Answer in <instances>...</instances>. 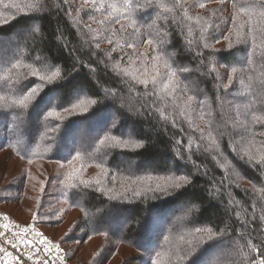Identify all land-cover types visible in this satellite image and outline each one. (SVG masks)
<instances>
[{
  "label": "trees",
  "instance_id": "16d2710c",
  "mask_svg": "<svg viewBox=\"0 0 264 264\" xmlns=\"http://www.w3.org/2000/svg\"><path fill=\"white\" fill-rule=\"evenodd\" d=\"M139 2L145 3V0ZM159 2L170 6L173 0ZM197 2L187 0L184 7L188 16L203 17L199 23L185 19L183 13L176 9L166 12L154 6L139 10L137 16L142 19L138 20V36L143 42L139 51L151 54L146 41L151 38L158 42L167 31L170 43H157V46L165 48L169 54L179 49L174 59L189 64L192 69H196L201 60L196 51H203L205 63L215 56L218 64L238 69L244 67L248 71L243 74L238 72L227 92L221 87V84L228 83L227 67L219 68L221 80L196 71L187 74L190 77L187 84L181 83L180 87L186 86L194 92L197 100L191 103L190 110L184 115L169 105L166 108L168 120L165 121L159 113L142 108L145 98L130 93L128 85L111 70V65L105 67L108 63L105 53L113 47L104 40L109 32L89 19L90 9H83L77 14L76 9L80 8L83 0H70L69 3L45 0L47 7L43 11L30 7L36 0H0V21L6 18V22H0V45L9 44L6 48L0 47V76L11 64H21L20 69L14 70L13 78L19 77L18 83L8 86L0 83V96L8 97V100L0 101V156L9 154L13 161H17L15 167L19 169L13 175L3 173L0 176V203L6 207L23 208L25 215L31 216L28 223L35 222L43 231L58 222L70 223L64 240L58 243L75 264H97L99 260L103 264H151L152 259H157L158 264H191L193 258H198L203 264H233V261L246 264L239 255V246L244 245L249 233L254 242L264 240V200L253 188L254 184L264 187V172L258 171V166L247 163L246 158L241 159L230 144L231 136L234 142H238L235 144L237 148L243 145L244 149L254 154H264V136L255 135L253 140V133L264 131V126L251 125L250 130L245 132L244 126L238 123L244 119L242 105L256 94H259L257 103L250 111L264 114L259 111L264 107L261 103L264 102V63L260 62L259 55L254 57L253 64L246 63L253 50L252 35L248 37L247 44L234 42L232 49H228V41L224 37L232 28L231 0H226L223 5L218 0H209L207 9L192 7ZM156 3L157 0H153V4ZM69 11L71 15L67 14ZM252 12L255 24L259 10L253 9ZM93 14L97 19L103 18L100 13ZM240 19L245 20L246 17L242 15ZM88 24L95 31L90 32L86 27ZM29 25H32L31 29ZM115 28L118 29L119 25ZM204 28L205 36L212 44L208 49L202 47L201 29ZM32 29L34 32L30 34ZM244 31H249L247 26ZM253 35L257 45H264V33L254 31ZM126 38L122 37L121 42ZM188 39L193 41L192 51L185 50ZM98 40L102 41L99 49L95 47ZM128 51L131 52V49ZM111 55L119 59L120 53L115 51ZM37 56L40 61H36ZM101 60L105 63H100ZM125 60L127 63L121 61L122 66L135 73L139 61L134 65L127 57ZM27 65H32L41 73L46 72L49 66L52 70L59 67L63 79L45 84L29 109L5 108L4 105H10L11 98L22 86L43 83L31 75ZM25 73L28 74L26 78ZM240 78L244 79V85L239 84ZM138 87L142 92L143 86ZM76 93H79L80 99H95L96 104L89 105L87 112L65 111L64 108L70 106L65 103L67 97ZM42 98L51 101V104L41 103ZM205 99L201 110L199 101ZM73 100L76 102L75 98ZM62 104L63 107H58ZM49 110L58 111L59 119L48 116ZM18 112H23L19 119L14 115ZM35 113L41 116L37 122L33 120ZM114 120L119 121L117 128H112ZM233 121H237L235 128ZM226 122L228 134L218 137L223 155L217 153L218 160L213 159L212 153L204 151L203 147L197 148V144L207 143L200 140L201 131L206 134L212 130L217 135L225 131L223 125ZM58 124L60 128L49 131L51 126ZM109 130L122 139H129L130 144L141 143L142 147H109L110 141L104 146L99 145V140L104 139ZM177 141L182 143L177 144ZM63 142H69L70 148L61 152ZM177 149L184 154L185 160L177 157ZM77 151L82 159L69 163ZM32 153L38 155L33 156ZM23 154L27 156L22 159ZM193 161L199 166L198 172L193 167ZM172 167L179 173H195L193 185L181 189L176 195L146 191L149 177L162 175ZM68 173L77 176L76 183L79 180L88 181V186L80 184L77 188L66 189L61 181ZM22 174L30 178L22 179ZM6 179L10 183L3 186ZM97 180L101 182L99 185ZM141 181L144 183L141 184ZM41 184L44 185L43 193L40 191ZM126 188L138 190L141 195L133 196L131 191H125ZM230 199L238 203L230 204ZM49 201L59 203L51 213L59 220L50 222L53 224L41 220L48 212ZM30 203H35L34 207H29ZM182 208L187 211L183 213ZM0 213L21 223L4 209H0ZM170 215L174 220L181 216L186 220L177 226L169 218ZM122 221L125 225L119 228ZM162 224L164 230L159 231ZM225 224L230 226V231L223 238L222 246L215 236L209 239V233L202 231L196 234L197 239L193 241L194 245H198L196 252L191 257L179 259L189 248L186 241L191 239L189 234L195 227H213L214 231H218ZM105 232L107 236L102 234ZM95 242L100 245L88 261H74L78 249ZM73 244L77 246L72 247ZM215 250L219 251L209 262H205ZM158 252L161 254L159 257L156 256ZM126 253L128 255L124 256Z\"/></svg>",
  "mask_w": 264,
  "mask_h": 264
},
{
  "label": "snow or ice",
  "instance_id": "6c2138e0",
  "mask_svg": "<svg viewBox=\"0 0 264 264\" xmlns=\"http://www.w3.org/2000/svg\"><path fill=\"white\" fill-rule=\"evenodd\" d=\"M70 0H64V3H69ZM209 0H198L197 3H194L192 7H198L200 9H207V4ZM218 2L223 5L226 3V0H218ZM187 3V0H173V3L169 6L168 4H164L157 0V3L154 5L153 0H145V3H140L139 0H83V3L80 5V8L76 9L77 14L83 9H90L89 11V19L94 23L100 24L105 31L109 32V35L104 37V40L109 45H113L109 52L105 53L108 59V63L105 64V67H109L111 65V70L119 75L122 79L123 83L128 85V90L130 93H136L137 95H142L145 98V102L141 104L142 108H148L152 111L159 113L161 119L167 121L168 114L166 113V108L170 105L173 109L179 111L180 115H184L188 112L189 106L194 100H197V96L194 92L188 89L186 86L184 88L180 87L181 83L187 84L189 80V76L187 74L196 71L201 72L202 74H206L209 77H213L216 80H221V74L219 72L220 67H227L229 72V79L227 84H221V87L227 92V90L232 86L233 81L236 78V74L240 72L248 71L247 68H237L235 66H225L222 63L217 62V58L212 56L208 59L207 63L204 60V53L203 51H196V55L201 57L199 64L197 65L196 69H192L189 64L187 63H180L174 56L179 54V49L176 50L175 53L169 54L166 52L165 48L157 46L158 45H165L170 43L168 39L169 33L165 31L163 36L160 38L158 42H155L153 39L149 38L146 43L151 48V54L146 51H139L142 47V41L138 36L139 29H138V20L142 19V17L137 16V12L141 9L147 10V8L158 6L163 8L166 12H172L174 9L179 10L183 13L184 18L188 20H195L199 23L203 17L196 16H188L187 9L184 5ZM36 11H43L47 4L45 0H36L34 5H30ZM231 7L233 9V13L231 15V24L232 28L229 31V35L224 37L227 41V47L229 50L232 49L233 43H248V37L252 35V46L253 50L249 54L246 63L248 65L253 64L254 57L259 55L261 58L260 62L264 63V45H257L256 38L253 35L254 31H260L264 33V0H231ZM253 9H258V19H256L255 24L254 16H253ZM223 9H220L222 11ZM23 11V9H22ZM93 13H100L103 17L102 19H97V17ZM71 15V11L67 13ZM215 14V13H213ZM244 15L246 17L245 20H241L240 17ZM6 22V18L3 21ZM228 21H224L227 23ZM115 25H119V28H115ZM248 27L249 31L245 32V27ZM87 29L91 31H95L91 24L86 25ZM29 28H32V25H29ZM39 31V29H36ZM191 31V29H190ZM206 28L201 29V39L204 41L202 47L204 49H208L212 47V44L208 42L207 37L205 36ZM63 34L61 33V37ZM233 36L235 41L233 40ZM112 37H118V39L113 40ZM122 37H127L123 39L121 42ZM102 41H97L95 47L99 49L100 43ZM219 43V40L215 41ZM192 44L193 41L191 39L187 40V47L186 51H192ZM131 49V52L128 51ZM259 49V51H258ZM118 51L120 53L119 59H115L112 57L111 52ZM91 54V53H90ZM127 60L132 61V64H136L139 61V66L137 67L135 73H131L128 67H123L121 61L127 63ZM36 61H40L41 58L37 56ZM220 60H223V57H220ZM100 63H105V61L101 60ZM27 67L31 70V75L38 77L40 81L43 83L40 85H32L28 84L26 86H22L18 93H16L10 100V105L5 104L4 107L7 108L9 106L27 110L32 105L33 101L36 97L40 96L41 91L45 84H52L57 82L58 80H62L63 76L61 73V69L59 67H55V70H52V66H49L48 70L44 73H41L40 70L33 68L32 65H27ZM20 63L11 64L10 67H6L5 74L0 76V83L4 84L5 86L18 83L19 77L14 79L15 72L14 70L20 69ZM75 68V64L73 65ZM206 69V73H205ZM95 71V69H92ZM27 73L24 74L25 78L27 77ZM252 77L249 76V81H251ZM245 81L243 78L239 79V84L244 85ZM138 86H143V91H139ZM251 85H249V88ZM55 91V89L53 90ZM115 93H113L114 95ZM183 94V95H181ZM257 95L253 96V98L244 103L242 105L244 112L242 121H239L241 125L244 126L245 132L250 130L251 125H260L264 126V114H257L256 111H250L256 103H257ZM183 96L187 98L184 99ZM219 99V97H218ZM8 97L0 96V101H6ZM76 102H74L73 97L69 95L65 101L68 105L67 108H64L65 111H69L71 113H76L77 111L80 112H87L88 106L92 104H96L95 99H80L79 96L75 98ZM47 102L49 105L51 104L50 101H45L44 98L41 99V103ZM159 102V103H158ZM206 103L205 100H200L199 105L201 110L203 109V105ZM264 103V102H261ZM63 107V104L58 106ZM260 112H264V107L259 109ZM240 110H237V115L239 116ZM17 119L23 112L14 113ZM48 116H55L59 119L58 111L49 110L47 111ZM175 124V120L172 121ZM211 123V121H209ZM233 128H235L237 121H233ZM119 125V121L112 122V128H117ZM61 125H53L49 128V131H56L60 128ZM225 131L218 132L217 135L213 134L212 130H209L206 134L201 131L200 140L207 141L206 144H197V148L200 147L204 148V151L210 152L213 154V159L218 160V156L216 155H223L220 150L219 138H222L225 134H228V123L226 122L223 125ZM255 135L264 136V131H258L253 133V140L255 139ZM219 137V138H218ZM51 139V137H49ZM111 142L108 146H117L120 148L126 147H133V148H140L142 147L141 143H131L129 139H122L119 135L111 133V130L105 134L104 139L99 140V145L104 146L106 142ZM181 141H177V144H181ZM238 142H234L233 138L230 136V144H232V150L237 152L241 159H245L247 163L252 166H258L257 170L264 172V154H254L250 150L244 149L243 145L240 148H237L235 144ZM189 150H191V141H189ZM99 151V148H97ZM33 156L38 155V153H32ZM27 154H23L21 158H26ZM177 157L180 160H185L186 157L184 154L177 149ZM82 159L81 153L79 151L76 152L74 156H71L69 159V163L72 161H79ZM28 162L31 163L32 159L29 158ZM175 163V161H174ZM60 167L63 168L64 164L61 163ZM193 167H195L196 171H199V166L195 164L193 161ZM80 171V170H74ZM30 178L25 174H22V179ZM115 180V176L112 177ZM195 179V173H179L175 167L169 168L167 171L164 172L162 175H157L156 177H149V186L147 187L146 191L153 192V193H164L165 195H176L181 192V189L187 188L188 186L193 185V181ZM155 181L151 183V181ZM77 176L73 173H68L66 176L63 177L62 183L64 184L66 189H73L83 184L88 186L89 182L84 180H79V183H76ZM101 182L99 180L96 181V184L99 185ZM135 183V181L133 182ZM141 184L144 182L141 181ZM253 188L256 193L261 194V199L264 200V187H257L255 184ZM41 193L44 192V185L41 184L40 188ZM125 191H131L133 196L139 197L141 192L135 189L126 188ZM218 191V189H217ZM126 198V197H125ZM191 203V202H190ZM230 204L238 203L234 199H230ZM55 215V214H54ZM4 220H7V217H3ZM35 219V217H34ZM246 223L244 227H246ZM19 229V226H15ZM218 227V226H216ZM0 228L8 229L9 224H0ZM202 231H206L209 233V239L215 236L218 240L220 245L222 246L224 241L223 238L226 237L230 231V226L225 224L223 228H218V231H214L213 227L201 228L195 227L193 231L189 234L191 239H188L186 243L189 245V248L179 256V259H185L187 257H191L193 253L196 252L198 245H194L193 241L197 239V235ZM31 233L34 235L35 240H28L27 235ZM103 235L107 236V233H102ZM243 235V233L241 234ZM13 240H8L7 236H4V241L8 243L11 247L16 248L18 245L15 242L19 240L20 244L27 245L30 249H34L36 244L41 245V249H37V253L40 251L44 254V259L36 260L35 264H51V254L53 249H55L57 256L56 260L60 261V264H64V256L60 255L61 248L60 245L57 243H53L51 240H48L44 237L43 233L36 231L35 227H25L23 229H19L18 232L13 233ZM201 239H203L201 237ZM0 254L6 258L4 264H20L21 260H24L23 256L16 257L13 256L12 253L8 252L4 247L0 246ZM161 254L158 252L156 256L159 257ZM239 255H241L246 264H264V240L259 242H254L252 234L249 233L248 237L245 239L244 245L239 246ZM97 256H100V253H97ZM28 260H32L33 256H28ZM95 259V258H94ZM25 264L27 262L25 261ZM97 264H103L102 260L97 261ZM151 264H158L157 259H152ZM191 264H203L201 260L198 258H193L191 260ZM233 264H236L233 261Z\"/></svg>",
  "mask_w": 264,
  "mask_h": 264
},
{
  "label": "rangeland",
  "instance_id": "374dc122",
  "mask_svg": "<svg viewBox=\"0 0 264 264\" xmlns=\"http://www.w3.org/2000/svg\"><path fill=\"white\" fill-rule=\"evenodd\" d=\"M34 32V29H32V31L30 32V34H32ZM27 38H28V35H27ZM7 46H9L8 43H2L0 45L1 48H6ZM79 93H76L73 98H76L78 96ZM110 100V98H109ZM51 102V101H50ZM48 104V103H47ZM46 104V105H47ZM45 105V106H46ZM43 106L41 109H39V113L43 110V108L45 107ZM39 113H35L33 115V120L35 122H37L38 120H40L41 116ZM33 131H34V128H32ZM93 135V134H92ZM93 136H91L92 138ZM85 138H80V140H84ZM68 143L69 142H63L62 144V148H61V152H64L67 148H70V145L68 146ZM17 162V161H16ZM16 162L12 160L11 156L9 154H5V155H1L0 156V176L3 174V173H8L9 175H13L17 172H19L15 165H16ZM17 169V170H16ZM10 182H9V179H6L5 181H3V186H6L8 185ZM52 202L49 201L48 202V212L46 214V216H44L43 218H41L42 221H44L45 223H48V224H53V223H50V222H53V221H59L58 218H53L52 217V214L54 212V210L59 206V203H56L55 201H53V203L51 204ZM51 204V205H50ZM35 203H30L28 204L29 207H34ZM0 209H4L5 211L9 212V213H12L19 221H21V223H18L14 220H12L10 217H8L7 215L5 214H2L0 213L1 216H5L8 218V220L10 221H13L19 225H24V226H31V227H35V229L37 230H40L42 231L43 233H45L46 235L50 236L57 244H59L58 242H61L62 240H64V237H65V234L66 232L68 231V227L70 226V223L68 222H65V223H59L57 225H54V226H49V227H46L45 231H43L41 228H38L36 223L35 222H31V223H28V219L31 218V216L29 215H25L24 213V209L23 208H18V207H14V206H8L6 207L4 205V203H0ZM181 210H183V213L185 211H187L185 208H182ZM52 213V214H51ZM172 215L169 216V218L172 220L173 218H171ZM186 220V218H183L182 216L181 217H177L175 220L173 219V223L175 225H180L183 223V221ZM124 222L122 221L118 227L119 228H122L124 226ZM159 231L161 230H164V225H160L159 226ZM142 243V242H141ZM99 242H95V243H92V244H87L86 247H83L82 250L78 249V252L76 253V256H75V260L74 261H83V262H86L88 261V258L91 257L93 251L99 246ZM72 246V245H71ZM77 244H73L72 247H76ZM142 246H144V248H147V246H145L143 243H142ZM60 248L62 249V247L60 246ZM218 249V248H216ZM219 250H215L212 252V254L207 258L205 259V262H209L211 258H213L217 252ZM65 252V251H64ZM128 253V252H127ZM124 254V256L128 255V254ZM131 264H136V262H132Z\"/></svg>",
  "mask_w": 264,
  "mask_h": 264
},
{
  "label": "built area",
  "instance_id": "2783aa9c",
  "mask_svg": "<svg viewBox=\"0 0 264 264\" xmlns=\"http://www.w3.org/2000/svg\"><path fill=\"white\" fill-rule=\"evenodd\" d=\"M3 217H5V216L0 215V224L7 223V224H9V228L8 229L0 228V246L4 247L8 252L12 253L13 256H16V257L23 256L24 260H21L20 264H25V261L27 262V264H35L36 260L44 259V254L42 251L37 253V249H41V245H39V244H36L34 249H30L27 245L20 244L19 240H16L15 242L17 243L18 246L16 248H13L8 243H6L4 241L5 235L7 236L8 240H13L14 239L13 233L18 232L19 229H23V228L29 227V226L19 225L13 221L8 220V219L4 220ZM17 225L19 226V229L15 227ZM36 231L43 233L42 231L37 230V229H36ZM43 235L48 240H51L53 243H56L50 236L46 235L45 233H43ZM27 239L34 241L35 237L33 234L29 233L27 235ZM61 250L62 251L59 254L64 256V258H65L64 264H75L69 260L66 253L64 252V250L63 249H61ZM30 255L33 256L32 260L27 259V257ZM56 256H57V253H56L55 249H53V252L51 254V264H60V261L56 260ZM5 259L6 258L3 256V254H0V264H4ZM9 264H11V262H9Z\"/></svg>",
  "mask_w": 264,
  "mask_h": 264
},
{
  "label": "bare ground",
  "instance_id": "6f19581e",
  "mask_svg": "<svg viewBox=\"0 0 264 264\" xmlns=\"http://www.w3.org/2000/svg\"><path fill=\"white\" fill-rule=\"evenodd\" d=\"M3 214V213H2Z\"/></svg>",
  "mask_w": 264,
  "mask_h": 264
}]
</instances>
